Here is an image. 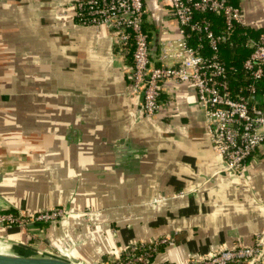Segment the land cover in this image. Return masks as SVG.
Listing matches in <instances>:
<instances>
[{
	"label": "crops",
	"instance_id": "1",
	"mask_svg": "<svg viewBox=\"0 0 264 264\" xmlns=\"http://www.w3.org/2000/svg\"><path fill=\"white\" fill-rule=\"evenodd\" d=\"M75 1L0 0V212L70 211L53 223L2 228L0 242L85 264H110L116 247L163 237L169 243L149 264L252 244L264 230V146L243 177L222 173L186 82H164L169 105L139 115L131 49L107 25L77 23ZM230 1L259 36L264 0ZM145 4L155 53L180 25L170 0ZM126 138L138 152L120 163L114 147Z\"/></svg>",
	"mask_w": 264,
	"mask_h": 264
},
{
	"label": "built area",
	"instance_id": "2",
	"mask_svg": "<svg viewBox=\"0 0 264 264\" xmlns=\"http://www.w3.org/2000/svg\"><path fill=\"white\" fill-rule=\"evenodd\" d=\"M170 9L179 22V35L162 40L153 60L145 28V0H76L74 18L82 25H107L116 44L131 49L132 92L142 96L144 117L152 118L164 104L169 105L161 100L164 82L192 84L213 147L221 157V170L243 177L249 158L264 146V89H258L264 81V27L257 39H249L252 51L242 62L247 84L235 88L230 74L233 68L223 59L222 50L236 26L243 23L241 9L230 0H170ZM212 16L221 18L220 28ZM69 212L63 206L27 213L0 212V229L53 223ZM169 241L163 237L116 247L110 264H149L159 247ZM52 253L66 258L71 255ZM237 263L264 264L263 233H258L252 244L222 246L208 256L176 264Z\"/></svg>",
	"mask_w": 264,
	"mask_h": 264
},
{
	"label": "water",
	"instance_id": "3",
	"mask_svg": "<svg viewBox=\"0 0 264 264\" xmlns=\"http://www.w3.org/2000/svg\"><path fill=\"white\" fill-rule=\"evenodd\" d=\"M153 59L154 52L152 54V60ZM139 107V115H142L141 103ZM129 139L130 138H126L117 142L114 147L117 162L124 163L129 155H135L136 152H138L137 148L135 149L132 147V142H130ZM222 173L226 174V171L223 170ZM261 233L264 234V230ZM0 245L4 250V252L0 253V264H85L73 255L66 258L47 251L35 254L29 251L26 252L20 244H11L9 245L11 246L10 248L2 244V242H0Z\"/></svg>",
	"mask_w": 264,
	"mask_h": 264
},
{
	"label": "trees",
	"instance_id": "4",
	"mask_svg": "<svg viewBox=\"0 0 264 264\" xmlns=\"http://www.w3.org/2000/svg\"><path fill=\"white\" fill-rule=\"evenodd\" d=\"M212 18L217 25V28H220L222 25L221 18L215 16H213ZM251 38L257 39L258 36H256L252 31L248 30L244 26L237 25L232 33L229 42L224 45L225 52L223 54V59L226 61L228 66L233 68L230 74L232 84L235 88H239L247 84V80H245L244 77L242 62L249 56L252 51L250 45L248 44L249 39ZM258 89H264V81L261 83V85L258 86ZM161 248L162 247H159V250H161ZM107 258L108 256H105L104 260Z\"/></svg>",
	"mask_w": 264,
	"mask_h": 264
},
{
	"label": "bare ground",
	"instance_id": "5",
	"mask_svg": "<svg viewBox=\"0 0 264 264\" xmlns=\"http://www.w3.org/2000/svg\"><path fill=\"white\" fill-rule=\"evenodd\" d=\"M4 252L3 248L0 245V253Z\"/></svg>",
	"mask_w": 264,
	"mask_h": 264
},
{
	"label": "rangeland",
	"instance_id": "6",
	"mask_svg": "<svg viewBox=\"0 0 264 264\" xmlns=\"http://www.w3.org/2000/svg\"><path fill=\"white\" fill-rule=\"evenodd\" d=\"M55 207H57V206H55ZM53 207H51V208H48V209H52ZM67 210H69V208H66ZM42 224H49V223H42Z\"/></svg>",
	"mask_w": 264,
	"mask_h": 264
}]
</instances>
